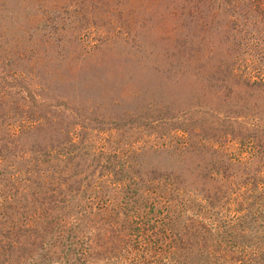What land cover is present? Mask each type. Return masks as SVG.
Returning a JSON list of instances; mask_svg holds the SVG:
<instances>
[{
    "label": "rangeland",
    "instance_id": "rangeland-1",
    "mask_svg": "<svg viewBox=\"0 0 264 264\" xmlns=\"http://www.w3.org/2000/svg\"><path fill=\"white\" fill-rule=\"evenodd\" d=\"M175 1L154 0L122 41L98 23L46 38L33 2L0 0V88L30 97L0 111V136L16 133L0 144L13 149L0 154V241L13 234L0 264H211L226 224L264 215V22L230 46L225 18L197 35L170 19ZM207 52L216 63L199 67ZM247 242L225 264H264V241Z\"/></svg>",
    "mask_w": 264,
    "mask_h": 264
},
{
    "label": "trees",
    "instance_id": "trees-1",
    "mask_svg": "<svg viewBox=\"0 0 264 264\" xmlns=\"http://www.w3.org/2000/svg\"><path fill=\"white\" fill-rule=\"evenodd\" d=\"M31 1L38 7V11L41 13V19L46 23V26L49 29L48 35L46 38H49L55 33L65 32L66 29L74 32L78 37H83L93 31V25L99 24V26L104 28L105 38L113 37L114 39L120 38L122 41L126 35H129L130 32L135 34V25H138L139 19H148L147 14L149 10L148 6L153 3L154 0H26ZM217 0H177L175 1L170 10L168 11V15L172 21L179 20L178 25L181 27V20L187 18L188 20H192V22H187L191 25H195L198 27V32L201 33V23L202 28L204 29L206 24L209 22L208 16H221L227 20V23L230 25V33L228 30L221 31L222 38L228 43L230 46L233 44V40L236 41L235 33L239 34V38L242 37V34H249V30L247 29L246 22L248 21L252 26L257 25L261 21L264 22V0H221L217 7L213 8L212 4ZM147 9V10H146ZM219 9V10H218ZM143 15L139 14L144 11ZM164 20L163 18L160 19ZM186 23V24H187ZM237 23H241L242 25L235 26ZM172 29H176L175 26ZM48 31V30H47ZM258 31V29H256ZM228 33V35L225 34ZM144 33V32H142ZM57 35V34H56ZM55 35V36H56ZM203 36V34H202ZM201 37V35H200ZM229 37V41H228ZM45 38V39H46ZM172 35H167L162 40L164 42L171 41ZM227 39V40H226ZM237 42V41H236ZM178 45H184L182 41H177ZM162 44L161 39H156L151 47L153 49H158ZM254 44L252 47L254 48ZM160 49V48H159ZM186 48H181L179 51H184ZM260 46L256 47V51H259ZM185 53V52H183ZM205 53L204 61L195 62L197 59V55L194 56V62L199 65V67L205 65V60H208L209 63H216L215 59H212V53ZM172 59L169 60V65H174L176 63L178 65L186 64L187 55L178 54L171 56ZM219 61V60H218ZM2 82V81H1ZM0 111L2 108L10 109L12 108L13 100L19 99L23 96V98L30 100V97L27 96V91L25 92L18 85H10L3 83L0 88ZM29 102V101H28ZM38 106L35 103L28 104L26 106L27 111H33L32 117L33 120L37 121V124L40 123L41 114L37 111ZM6 114L4 113V117ZM26 118V117H25ZM26 121V127L32 128V122L30 120ZM5 127V121L0 117V127ZM7 127V132L2 133V137L0 136V144L9 143V138H15L16 133L12 132L10 134V129ZM6 131V130H5ZM20 132V131H19ZM18 133V132H17ZM3 142V143H2ZM15 144V143H14ZM8 146H0V154L3 151L5 154L9 153ZM13 150V149H12ZM11 150V151H12ZM10 151V153H11ZM9 153V154H10ZM14 155V154H13ZM17 155V153H16ZM15 156V155H14ZM20 157V162H24L27 158L28 162L31 164L39 163L37 160L35 162V158H31L24 155H18ZM3 159V157H1ZM37 166V164H36ZM35 166V167H36ZM48 168V167H47ZM25 169V167H24ZM49 169V168H48ZM10 172H12L11 177H7V179L13 180L14 177L18 176V171L14 168H9ZM52 170V168H51ZM208 174H211L210 167L207 169ZM210 180L211 176H207ZM14 182V181H13ZM35 182V181H33ZM54 182V181H53ZM14 189H18V182H14ZM36 184L40 185V181H36ZM57 186H55L56 188ZM12 188H8L10 190ZM4 197L9 199L10 196L6 194ZM167 198L164 200L160 199L157 204L162 205L166 210L167 206ZM155 201V200H154ZM153 201V202H154ZM166 202V203H165ZM165 203V204H164ZM168 212V211H167ZM169 213V212H168ZM1 215V213H0ZM7 223V222H6ZM7 231L9 230V225L6 224ZM247 223H250L248 225ZM236 228V229H235ZM225 230H223L224 241L214 240L215 246L220 245V256L219 260L213 262L211 264H225L230 263V259H227L228 252L232 251L238 253L237 255L245 256L244 249L248 244L247 240H250V243L256 244L257 241H264V215L258 210L253 209V211L249 212V215H244L239 217L236 225L231 226L226 224ZM249 229V231H247ZM16 234L17 230L15 229ZM7 233V237L0 241V254L4 253V249L9 247V243L13 239L12 231L10 230ZM246 239V240H245ZM218 244H217V243ZM223 243V244H222ZM222 244V245H221ZM234 253V254H235ZM33 254V253H32ZM258 254V253H257ZM2 255H0L1 258ZM41 257V256H40ZM7 258L6 256L3 258ZM33 262L37 260L34 257H28Z\"/></svg>",
    "mask_w": 264,
    "mask_h": 264
}]
</instances>
